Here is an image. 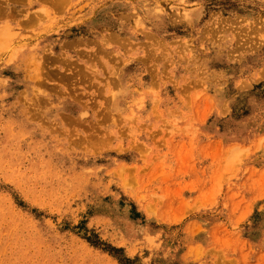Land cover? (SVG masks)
<instances>
[{
	"label": "rangeland",
	"instance_id": "rangeland-1",
	"mask_svg": "<svg viewBox=\"0 0 264 264\" xmlns=\"http://www.w3.org/2000/svg\"><path fill=\"white\" fill-rule=\"evenodd\" d=\"M0 264H264V0H0Z\"/></svg>",
	"mask_w": 264,
	"mask_h": 264
}]
</instances>
